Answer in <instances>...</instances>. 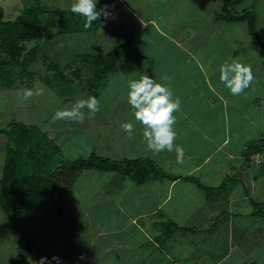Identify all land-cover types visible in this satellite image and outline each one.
Returning a JSON list of instances; mask_svg holds the SVG:
<instances>
[{
  "label": "crops",
  "instance_id": "0c3cea01",
  "mask_svg": "<svg viewBox=\"0 0 264 264\" xmlns=\"http://www.w3.org/2000/svg\"><path fill=\"white\" fill-rule=\"evenodd\" d=\"M62 1L54 0L53 4L60 7ZM145 1H149V7L158 2ZM177 1L178 6L180 0ZM135 2L115 0L106 9L107 18L93 32L97 34V31L100 33L108 29L115 32L116 23L122 29L116 38L124 42L131 41L119 60L118 69L106 78L105 83L112 79V84L118 86L108 94L112 84L107 83V92L97 95L100 110L95 115L90 114L87 120L88 126L103 130L107 136L102 138L100 134L97 141L93 142L87 139L86 146L91 145L88 151L95 149L99 154L114 159L150 158L172 178L151 177L137 184L131 177L118 172L85 170L81 175L87 176V179L80 181L74 190L77 198L70 207L75 217L84 215L90 222L95 220L94 227L91 223L80 225L82 231L86 230L85 234L82 232L84 240L74 238L73 242L60 241L59 232L64 222L68 223L67 218L64 219L47 207L40 210L45 215L41 222L44 226L41 224L40 230L37 226H23L19 222V226L16 225L17 230L24 233L23 237L28 233L35 234L39 243L37 246L31 242L27 244L28 250L21 251H26L31 264L39 261L41 257L49 255L43 241L46 235H50V241L57 249L54 254L69 259L70 263L67 264H264V217L250 213L249 219L245 220L243 215L245 209L246 212L252 209L245 202L249 201L255 210L258 202L255 200L258 198L256 193H263V186L259 187L254 182L256 177L248 175L249 171H246L248 186L241 198L229 197L227 194L225 197L221 194L207 196V192L199 185L197 189L203 193L197 197L195 189L191 188V176L198 179V174L206 165L228 171L224 165L230 158L238 155L244 157L250 142L249 135L253 131L259 135L264 133V108L261 107L264 102V57L260 48L255 47L257 57L254 61L242 56L245 48L239 46L227 50L226 57L210 42L206 45L196 41V28L184 32L170 24L169 19L165 24H158L155 21L158 18L160 20L165 13L159 17L148 15V12L142 14L134 6ZM66 6L71 10V4ZM114 6L118 7L113 9ZM125 11L133 14L134 19L124 18L121 13ZM53 19L56 21L58 18ZM128 22H134L132 25L137 30L128 27ZM149 28L153 32H148ZM161 37L162 40H159ZM92 38L94 43L100 42L98 38ZM232 60L252 65L254 79L249 88L238 96L232 95L220 81L221 65ZM141 75H149L157 83L168 85L174 94L173 99L179 97L181 100L180 110L174 113V145L184 150L182 163L177 162L175 151L157 153L147 147L143 137L144 126L136 121L134 109L128 103L129 81L138 80ZM163 77L169 79L164 80ZM244 103L248 108H245ZM125 122H131L134 126L130 138L121 128ZM234 138L241 144L237 154L238 150L231 147ZM4 151L5 145L0 148V155ZM255 155L262 156V153ZM243 163L246 165V162ZM217 171L213 168L208 173ZM2 173L0 171V178ZM208 173H204L205 178ZM203 183L217 187L215 184ZM185 188L191 191L194 202L199 198L189 211L185 200L188 191ZM169 206L174 209H169ZM28 213L32 218L28 217L26 222L30 223L37 212H24ZM173 217L180 220L182 225ZM9 241L14 246L22 242L11 237ZM49 261L47 259L45 264Z\"/></svg>",
  "mask_w": 264,
  "mask_h": 264
},
{
  "label": "rangeland",
  "instance_id": "374dc122",
  "mask_svg": "<svg viewBox=\"0 0 264 264\" xmlns=\"http://www.w3.org/2000/svg\"><path fill=\"white\" fill-rule=\"evenodd\" d=\"M34 1L35 0H0V5L4 8V19L7 21L14 20L21 13L22 9L25 8V6L31 5L32 3H34ZM41 1H43L47 5H50V8H60L65 10L69 9L66 4L73 3V0H63L60 7H57L55 6L56 4H53L54 0ZM100 1L101 0H97V3H99ZM154 1L155 0H152V2ZM157 1L158 2H155V4L151 6H156L154 9H151V7H149V1L145 0H136L134 6H137L138 11L142 14H146L148 12V15L152 14V16L159 17V15H163L165 13V16L160 17V20L158 18L155 21L158 24H165V21L167 23V20L169 19L170 24H172L174 27L182 29L184 32H191L192 29L196 28L194 30V37L196 41L205 43L206 45L210 42V45H214V47L220 50L221 53L226 57L227 50L231 49V47L233 46H239L243 49L245 48L242 56L248 59L254 61L255 57H257L255 47L260 48L261 44L250 33L248 23L246 21H224L223 19H217L218 14L223 13L222 8L225 0H180L178 6L176 5L178 2L177 0ZM117 7L114 6L113 9H116ZM244 8L250 9L251 11L255 12L256 31L259 36L258 39H260L259 41H261L264 46V0H242V2L233 5L234 10L239 11ZM121 15L129 20L134 19V15L127 11L121 13ZM43 19V22L46 25L47 29L52 28V30L56 31L58 30L57 27H60L58 19L54 21L52 17H48L46 20L45 16H43ZM200 19H206L207 21L202 22ZM108 23L109 22H107V24ZM132 23L134 22H128V27H132V30L136 31L137 29L134 28L135 25H132ZM217 25L219 27H217ZM114 28L116 29L114 30L115 32L108 29L107 31H103L100 33H98L97 31V34H93V32H87V30H84L82 32L75 31L66 32L65 34L61 35L58 34L56 37L50 40V42L43 43V41L41 40L38 42L39 47L37 48L39 50L35 55L34 61H32L29 65V70L31 73H33L32 76L28 77L26 74L23 77H14L10 80V84H7L8 82H5L4 80H0V148L5 145V151L2 155H0V171H3L4 168L3 166L6 160L7 146L15 147L16 145L14 143V140L13 142L12 140L8 142L9 132L12 129L13 123L15 122L19 124H26L29 127H36L37 129H39L40 133L47 134L50 138L54 139L58 145L63 146L61 147L62 150L69 158H75L79 156L85 157L90 155L93 150L96 151L95 149H92V151L87 150L88 147L91 146H86L88 144V140L92 142L97 141L96 138H98L100 134L102 138H105L107 134L103 132V130L93 129L92 125L88 126L87 120L91 117V115L89 112H87V109H82V112L85 116L83 122H78L70 119L54 120L53 117L57 110L63 109L65 107L70 108L77 101L87 100L89 98L86 95V91H84L83 85L86 81L84 79H86V77L91 74L92 70L89 66H85L84 63H80L77 58H79V55L84 54H104L112 50L117 45L124 43V41H122L121 39L116 38L117 35L121 34L122 29L118 28L116 23ZM148 32L153 31L151 28H149ZM93 36L98 38L97 40H99L100 42L94 43V40L92 38ZM159 40H162V37L159 38ZM163 41L165 42L166 39H164ZM36 43L37 42L35 41L28 42L26 50H30ZM212 47L213 46H211V48ZM214 47L213 49H215ZM51 60L60 63L62 68L68 67L70 63L72 65L74 64L75 66L77 64V66L81 67L84 65L83 68L85 69L83 72V83L79 82L80 79L75 74H73L75 69L72 66L69 68H64L67 76L71 78V85L77 88L76 91L59 92L58 88L64 87L63 84H61L59 87H56L59 84L56 86H52L46 83V79L50 78L53 80L55 78V71L49 70L47 67ZM220 60L223 59L221 58ZM244 64L250 66L252 69L251 64ZM19 71L21 72L22 69H20ZM16 73L18 72L16 71ZM262 74L264 77V71H262ZM57 82V80L54 81V83L56 84ZM101 82V84L105 83L106 77L104 79L102 78ZM108 82L111 85L113 83V80L109 79ZM107 83H105V87L100 92H107ZM116 86L118 85L112 84V89H109L108 94L111 90V92L115 91ZM25 90H31L33 93L39 92V94H34L30 98L25 100L23 97V93ZM244 106L245 108H248L245 103ZM261 107L264 108V102L262 103ZM251 112L252 111L250 109L249 113L251 114ZM262 121L264 122V116ZM259 134L256 131H253V134L249 135L250 142L247 145V148H250L251 145L257 146L264 144V133L261 135ZM16 135L18 136V134ZM15 137L11 136V139H14ZM237 139L234 140V144L231 146L234 150H238L241 146ZM1 142L3 143V145H1ZM102 143L104 144L105 142L102 141ZM239 151L240 150H238L235 154H237ZM257 157H260L261 160L258 161ZM243 162H246V165H244ZM224 166V168H227L228 171L221 170V168H218L217 166L211 167L210 165H206L205 169H203L197 176L198 181L201 182L200 185H206L203 182H207L209 183V185L215 184L216 186H220L224 183V186L221 187L222 189H220L219 191H215V193L221 194L224 197L227 194L229 195V197L239 196V198H241L240 196L245 193V189L247 190L246 186H248V184L246 171H249L248 175L251 174L252 177H256V180H254L255 184L257 185L258 183L259 187L263 186V193L257 192L256 194L258 195V198L255 200H257L260 205L261 203H263L262 209L260 210H262V212L264 213V155H253L248 159L244 152V157L238 155L236 157L230 158L227 161V164H225ZM213 168L218 169V171L216 173H208V171ZM92 171L93 170H91V172ZM204 173H208L206 178ZM86 179L87 176L80 175L75 181L72 188L64 194L63 200L65 204L61 210H59L58 207V204L60 203V199L58 197L53 199L44 209H42L45 210L47 207L51 208V210H54V212L62 216L64 219L67 218L68 223L64 222L63 229L59 232L58 238L60 239V241L65 240L66 242H73L74 238H80L81 240H84L82 232L85 234L86 230L82 231L80 225L91 223L93 227L95 226L94 217V221L90 222V220L84 218V215H78L77 217H75L73 212L70 211V207L73 204V201H75V199L77 198L74 190L78 188L80 181L84 182L86 181ZM194 181L195 180L193 179V182ZM193 182H191L193 185L191 186V188L195 189L194 193L198 197L203 192L197 189L199 188L197 186L198 182ZM243 184H245V186ZM185 190L188 191V198H185V200L188 203L189 208L187 209L189 211V209L191 210V207L192 209L195 207L194 203L198 201L199 198H197L194 202L195 198L191 199V191H189L188 188H185ZM175 200L176 198H174L173 201ZM245 203L246 206L252 208L250 212H246L247 209H245L243 212L245 220H248L249 214L254 213V209L249 201H246ZM171 204L175 203L171 202ZM258 206L259 205H257V208ZM169 209L174 208L172 206H169ZM198 209H200V207H198ZM41 211L37 212L32 220L30 219V223H27L26 221L28 220V217H31L29 213L23 215V217L20 216L17 219L13 220L11 215L5 213L0 206V264H8L9 262L11 263L14 260H11L12 256H14L13 258H15L19 253L26 254V251L24 252L21 250L28 248L27 244H30L31 242H35L36 245L39 246L38 240L37 238H35V234L32 235L28 233L23 237L24 233L17 230L16 225L17 227L19 226V224L23 226L29 225L30 227L37 226V229L40 230L42 224L41 222L44 220L45 216ZM174 220H176V222L180 226L182 225L180 220L176 218H174ZM167 224L168 222L164 224V227H166ZM162 227L163 225L159 228L162 229ZM45 230H47L46 226ZM10 237L12 239H21L22 242L20 243L19 241V246H14L9 241ZM50 239V235H46L45 240L43 241L48 249L49 255L46 256L47 259H49L52 264H57V261L52 259L54 256H56L59 257V264H67V262L70 263L69 259L65 260L62 256H57L54 254V252L57 250L55 248L56 245H53L52 240L50 241ZM58 252L62 251L59 250ZM73 264L76 263L73 262Z\"/></svg>",
  "mask_w": 264,
  "mask_h": 264
},
{
  "label": "trees",
  "instance_id": "16d2710c",
  "mask_svg": "<svg viewBox=\"0 0 264 264\" xmlns=\"http://www.w3.org/2000/svg\"><path fill=\"white\" fill-rule=\"evenodd\" d=\"M115 0H101L97 3V11L108 7ZM242 0H225L223 13L218 15L224 21H246L249 31L261 44L260 52L264 57V46L256 31V14L250 9L234 10L233 5ZM107 7V8H108ZM43 16L58 18L60 27L54 31L47 29L43 22ZM105 16L101 15L93 21L90 27H85V18L73 13L71 10L60 8H50L41 0H35L29 6H25L21 13L12 21L4 19V8L0 5V80L10 84L14 77H28L33 73L29 70V65L34 61L35 55L39 50V41L50 42L60 33L89 30L94 32L104 21ZM37 42L30 50L27 49L28 42ZM131 40H127L114 47L107 53H95L79 55L77 60L91 68V74L83 81V66H76L70 63L68 67L75 69L74 73L81 83L86 95L96 96L105 86L101 84V79L113 74L119 65V60L129 46ZM81 59V60H80ZM75 63V62H74ZM49 70L55 71V78L46 79V83L59 87V92L76 91L77 88L71 85V78L67 76L61 64L51 60L48 64ZM22 69L20 72L19 70ZM16 71L18 73H16ZM58 81L57 84L54 81ZM70 99V98H68ZM6 131V130H5ZM8 131V130H7ZM18 134V136L16 135ZM16 135V137H15ZM15 137L14 139H11ZM9 141L14 140L15 147H8L6 160L4 162L3 173L0 178V206L1 209L10 214L12 219L25 215V211L39 212L46 207L53 199L58 197L60 203L59 210L64 207V194L74 185L77 178L85 171L97 169L100 171H114L131 177L137 184L144 183L151 177L172 178L166 170L156 164L152 159L138 157L135 159H114L99 154L96 151L88 156L69 158L65 155L60 145L45 133H40L36 127H29L23 123H13L9 132ZM262 153L264 155V144L250 146L245 149V155L249 159L251 156ZM191 179H195L191 176ZM198 185L206 191L207 196L216 195L224 186L213 187L200 185L201 182L196 178ZM261 205L256 202L254 215L264 217ZM257 205L258 208H257ZM264 207V205H263ZM9 264H31L26 254L19 253Z\"/></svg>",
  "mask_w": 264,
  "mask_h": 264
},
{
  "label": "clouds",
  "instance_id": "9594fccd",
  "mask_svg": "<svg viewBox=\"0 0 264 264\" xmlns=\"http://www.w3.org/2000/svg\"><path fill=\"white\" fill-rule=\"evenodd\" d=\"M107 5L97 11V0H73L71 11L85 18V27H90L93 21L104 15L106 18L108 12ZM167 80L169 77H163ZM253 72L250 66L241 63L238 60L225 62L220 67V81L228 88L232 95L238 96L245 92L253 81ZM128 103L134 109L136 121L144 126L143 137L147 142V147L154 152L167 150L177 153V162H183V148L174 145L176 133L174 125L176 118L174 113L180 110L181 100L179 97L173 99V92L168 85L157 83L155 78L149 75H141L138 80L129 81ZM34 94L31 90H25L23 97L25 100ZM100 102L96 96H90L87 100H79L70 108L65 107L57 110L54 114V120L70 119L83 122L85 116L82 109L85 107L91 115H95L100 110ZM124 132L130 138L134 131L131 122H125L121 125ZM53 260L59 264V257L54 256ZM47 257H41L39 261L33 264H45ZM48 264H51L49 261Z\"/></svg>",
  "mask_w": 264,
  "mask_h": 264
},
{
  "label": "built area",
  "instance_id": "2783aa9c",
  "mask_svg": "<svg viewBox=\"0 0 264 264\" xmlns=\"http://www.w3.org/2000/svg\"><path fill=\"white\" fill-rule=\"evenodd\" d=\"M258 158V161H260L261 160V158L260 157H257Z\"/></svg>",
  "mask_w": 264,
  "mask_h": 264
}]
</instances>
